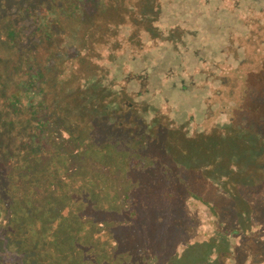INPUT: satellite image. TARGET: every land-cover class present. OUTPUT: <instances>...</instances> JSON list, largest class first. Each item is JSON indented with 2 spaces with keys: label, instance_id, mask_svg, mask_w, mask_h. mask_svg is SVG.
Segmentation results:
<instances>
[{
  "label": "trees",
  "instance_id": "trees-1",
  "mask_svg": "<svg viewBox=\"0 0 264 264\" xmlns=\"http://www.w3.org/2000/svg\"><path fill=\"white\" fill-rule=\"evenodd\" d=\"M52 1L51 7L47 8L42 0H38L41 2L38 3L41 7L38 16L30 11L32 9L30 0L0 1V10L3 13L12 6L19 7V16L22 19V27L18 26V33L16 28L7 22V27L4 30L9 37V42L2 45V52L6 50L9 58H4L3 55L0 59L2 63L0 90L4 89V99H0V103H4L6 108L2 109L6 119L0 113V124L3 122L2 126L5 125L8 129L11 126L12 134H16V137L20 139V141H15L16 144L22 141V148L19 149L18 144L16 148L11 147L15 143L14 140L5 142L6 164L4 163V179L0 185V263L47 264V261H50L53 264L58 260L57 263L63 261V264H163L164 253H167L166 251H169L170 247L176 249L180 245L185 246L183 253L181 255L175 252L171 253L167 264H175L176 261L178 264H225V260H222L224 254H226V264H246L250 259L252 264L263 263L264 239L261 238L264 236V99L255 101L253 104L242 103L239 112L236 111L232 115L229 111L221 112L220 116L222 119L227 117L228 124L224 127L221 126L225 132L220 135L201 131L197 132L194 138H190L188 132L180 128L172 129L163 126V133L167 134L172 130L178 134L176 142L185 144L180 155L182 161L180 162L183 164L180 169L181 173H178L173 166L169 167V163H166L163 169V163L158 164V158L154 159L155 156L151 155H148L147 158L151 160L150 162H154L153 164L149 163L154 167L153 169H148L150 167L142 163L145 160L140 155L131 157L134 158L133 161L130 160L131 158L127 159V157H118L117 155L113 159L103 161L99 157L95 159L84 156L83 152L77 148L65 154L61 150L63 145L41 137L53 134L51 127L53 119L49 113L52 106L48 105L49 80L45 71L56 70L58 61H65L68 57L73 58L74 61L84 58L86 64H89L82 75V78L85 79L84 84L76 91V94H79L84 101L82 105H79V108L78 106L70 107L74 114L85 111L95 120L98 117H104L110 122L108 126L115 125L117 121L119 126H126L127 122L121 117L124 112L133 111L137 113L138 119L143 122L140 123L144 126L148 127L154 124L157 128L160 125L159 117L156 114L162 117L164 114L153 107L155 116L148 120L146 118L149 114L148 109L140 110L136 106L137 101L133 99L134 93H131L133 91L131 84L129 83V87L126 88L125 84L118 83V77L127 71L126 62L129 59L124 58V54L117 56L111 50L110 58L106 60V63L101 64L90 59L91 57L88 55L89 47L86 40L90 34L92 36L93 32L78 34L79 30H83L82 27L93 29L101 17L100 15L117 0ZM215 1L216 4H219V10L225 8L229 10L231 0ZM170 2L172 6H177L174 0ZM208 2L211 3L210 0H201L200 4L204 6ZM240 2L241 0H237L236 5L230 8L233 13H236ZM263 8L259 11L260 13L263 12ZM239 15L241 16V14ZM0 16L3 18L1 14ZM147 16L148 13H145V21ZM236 16L238 15L236 14ZM31 19L34 25L30 24ZM245 19L246 17L242 16L240 18L242 23L247 25L245 27L248 29V34L242 35L239 32L236 34L243 37L253 36L254 32L251 26L246 24ZM74 22L72 29L75 30L73 31L75 33L73 34L71 30V35L67 32V29L70 28L66 25ZM166 22L169 25L167 28L170 35H174L176 38L174 41L176 46L189 40L190 33L185 30L188 25L184 26L185 29H181L174 28L175 21L170 18ZM24 25L30 26V32L27 35L29 29L24 28ZM61 33L64 34V41L58 40ZM28 35L33 37V44L36 42L34 51H31L32 45L29 43ZM234 36L235 33L231 32V42L222 48V56L224 61H227V52L234 53L235 62L239 65L245 60V52L244 48L240 46V42L236 44L237 40H234ZM159 38L161 39L160 44L163 45V36ZM168 38L172 39L169 36ZM12 45L17 51L14 55L11 53ZM39 51L47 55L43 64H38L36 59ZM147 52L150 55L145 60H141ZM160 53L162 54V51H158L157 48L146 50L139 56H132L130 61L133 62L135 68L141 71L146 68L148 72L151 69L153 72L160 70L163 76V66L159 64L163 60L161 57H157ZM196 56L197 54H193V58L189 61L188 58L191 57L189 53L188 57H182L179 65L172 61L171 66L165 69L166 80L164 82L169 81L181 66L180 71L183 73L185 89L191 88L190 86L193 85L196 87L208 85L210 92L205 99L204 119L207 120L208 125L215 124L217 123L214 118L216 113L213 112L215 108H212L211 102L214 97L221 95V90H217L211 95L213 90L209 80L212 81L211 78L215 74L208 73L204 68L214 66L215 71H221V65L227 62L212 63L205 58L196 59ZM121 61L124 62L123 67L119 66ZM191 63L196 66L195 73L199 74L198 77L195 75L191 77L190 72L186 70L187 67L191 68ZM69 64L71 68L69 73H72L74 72V62L70 61ZM199 76L202 77L200 80L202 84L199 83ZM56 77L61 79L58 75ZM217 80L213 81L214 87L219 86V80ZM220 82L223 84L226 79H222ZM155 96L154 104L158 105ZM56 99L58 105L59 102L63 106L69 104L63 97H56ZM14 103H20L27 113H32L35 116V119L31 118V124L34 125L31 134L28 131L27 134L18 135L20 133L18 131L22 128H18L17 123L13 119L9 120L6 116L8 107ZM127 105L129 106L128 111L124 109ZM163 107L167 108V111L168 108L171 111L173 106L169 99H166ZM62 110L64 111V109ZM110 110L113 112L120 110V112L117 117L111 118ZM249 110H253V114H249ZM141 111L142 113H140ZM17 117V115L14 116V118ZM190 117L193 122L192 113ZM243 119H246L244 125ZM149 121L151 122L149 123ZM92 122L94 123V120ZM135 127L136 124L131 123L129 129H124L125 134L130 132L133 134ZM244 128L246 134L244 138H240L239 132ZM38 131L43 134L40 133L38 136ZM83 132L85 134L77 141H74V138L71 139V136L69 139L65 138V141L80 143V145L86 146L87 150L91 147H88L86 143L101 141L100 138V140L97 139V136ZM163 144H165V139ZM168 154L167 157L171 158ZM52 165L53 168L57 166L65 171L66 175L60 171H54L51 168ZM13 188H15V194L23 198L22 207L25 209L23 219L25 227H27L24 236L25 243H28L26 240L36 237L35 247L38 248L36 255L32 257H29V248L21 249L18 243L8 240L7 243L5 242L4 235L7 230L12 229V224L9 223L10 219L7 220L4 215L12 213L14 210L10 204H6L7 206L4 207L2 202L5 201L6 195ZM155 193L158 194L155 195ZM257 198L261 200L262 204H257ZM189 199H196L208 208L211 211V216L218 218V222L229 224L231 226L230 233L223 236L221 235L222 228H217L218 235L209 239L205 238L204 241L195 240L200 229V225L195 220L199 221L201 218L198 214L189 213L187 206ZM74 200L75 203H73ZM155 202H160L161 211L165 212V215L168 216L170 211L175 210L176 220H178L176 216L184 217L182 221L176 223L175 230L166 232L160 230L165 215H156L155 219L150 217L155 210ZM220 202L222 204L220 214H218L216 209ZM143 208L146 210L142 211ZM67 210L69 211L65 213ZM225 216H228L230 221L225 222L221 219ZM34 218H38L36 224L27 223L28 220ZM258 218L260 221L256 223ZM153 221L154 223H152ZM39 222L51 223L50 240L54 244L56 237L60 238L59 249L61 253L65 254V259L61 254L53 256L49 240L44 241L39 232L35 235L36 225ZM220 223L219 226H221ZM94 225H98L99 228L95 229ZM256 228L259 229L254 230ZM152 229L160 230V235L163 237V239L161 238L162 245L154 246L148 237V233ZM27 230L32 231L30 232L32 236ZM187 230L189 231L187 232ZM173 232L175 235L172 234ZM231 235L240 237L241 241L234 245L231 244L228 247L229 253H224L225 250L221 251L219 248L224 245L223 243L230 245ZM219 237L224 239L223 243H219L221 241ZM170 238L173 240H169ZM247 240L258 243L263 250L257 253L249 251L251 247L247 244ZM101 244L106 247L101 248L99 246ZM45 245H49L48 250L51 253L49 257L38 255ZM254 248H258L257 245ZM214 252L217 255L213 258L211 254ZM257 259L260 260V263L254 262Z\"/></svg>",
  "mask_w": 264,
  "mask_h": 264
},
{
  "label": "rangeland",
  "instance_id": "rangeland-1",
  "mask_svg": "<svg viewBox=\"0 0 264 264\" xmlns=\"http://www.w3.org/2000/svg\"><path fill=\"white\" fill-rule=\"evenodd\" d=\"M170 1L173 0H117L116 2L114 1V4L108 6L104 13L100 15L101 17H99V20L93 29H84V27H82L83 30H79L80 32H78V29L76 30L79 35L83 32H93L92 36L90 34L86 40L89 47L88 55L91 57L90 59L98 61L101 64L106 63V60L110 58L109 55L112 54L111 50H113L117 56L124 54L125 57H123L129 59L126 62L127 71L125 74L118 77V83L120 85L125 84L126 88L129 87V83L131 84V88L133 89L131 93H134L133 99L137 101L136 106L140 110L148 109L149 114L146 116L148 120H151L155 116V108L153 107H156L159 109L160 113L164 114L163 117L156 114V116L159 117L158 123L160 127L157 128L154 126V124L148 127L144 126L142 124L143 122L138 119L137 113L128 111V105L126 107L123 106L128 112H124L121 117L122 120L127 122L128 125L126 126H119L118 121L115 122V125L108 126L110 122L105 120L104 117H98L99 119L96 118L95 120L89 113H85V111L79 114H74L70 107L76 108L78 106L79 108V105L83 104L84 99H81L79 94H76V91L84 84L85 79L82 78V75L85 72L84 70L88 68L89 64H86L84 58V61L79 59L74 61L73 58L68 57L65 59V61H58L56 70L45 71L49 80L47 87L50 92L48 105L52 106L49 113L52 115L51 118L53 119H51L53 134L50 133V135L46 134L45 136L43 135L41 137H46L54 143L63 145L64 149L62 148L61 150H63L62 152L65 154L77 148V150L83 152L84 156L95 159H98L99 157V159L103 161H107V159H113L116 155L118 157H127V159L136 155H140L142 159L145 160L142 163L147 165V167H150L148 169H153L154 167L149 165V163L153 164L154 162H150L151 160L147 158L148 155H151L152 157L155 156L153 157L154 159L158 158V164L163 163V169L164 165L169 163V167L173 166V168L178 171V173H181L182 171L180 169L183 167V164L181 163L182 161L180 159V155L181 151L184 150L185 144H178V142H176L178 140V134L176 132H172L171 130L167 134L163 133V126H167L172 129L180 128L183 131L188 132L189 136H191L190 138H194L195 135H197V132L201 131H204L207 134L218 133L220 135V133L225 132V129H221V126L224 127L228 124L227 117L222 119L220 116L221 112L229 111V113L232 115L236 111L239 112L242 103L246 102L253 104L255 101L258 102L260 99H264V0H241L236 13H233L230 8H233V6L236 5L235 3H237V0H231L229 10L226 8L219 10V4H216L215 0H210L211 3L208 2L207 4H204V6L200 4L201 0H174L177 6H172ZM42 2L45 3L47 8H50L53 3L52 0H42ZM38 3L41 2H38V0H30V6H32L30 11H33L36 16L39 15L38 13L41 8ZM262 8L263 12L260 13L259 11H261ZM18 9L19 7L12 6V8L7 9L5 13L0 10V14L3 16V18L0 16V59H2L3 55L4 58H9L6 50L2 52V45H4L6 42H9V37L4 30L7 27V22L9 25H13L16 28L17 33L19 32L18 26L22 27V19L19 16ZM145 13H148L146 21L144 19ZM236 14L238 16H236ZM239 14H241L242 17H246L245 22L251 26V29L255 35H248L247 37L242 36L248 34V29L245 27L247 25L243 24L240 20L241 16ZM163 15L165 16V20L163 19ZM169 18L170 20L175 21L174 28L185 29L184 26L188 25L187 29H185L188 33H190L188 35L189 40L187 42L180 43L178 46L174 44L176 38H174V35H170V31H168L167 28L169 25L167 24L166 19ZM32 19L30 24L34 25ZM74 24L75 22L66 25L70 28L67 29L69 34H71V30L72 33L75 31L72 29ZM24 28L29 29V31L26 33L27 35L30 32V26L24 25ZM231 32L235 33L233 38L234 40H237L236 44L240 42V46L244 48L245 52V60L239 65L235 62L236 56L234 53L227 52V61H224V57L222 56V48H224L225 45H229L231 42ZM238 32L242 35H237ZM161 36H163V45L160 44L161 39L159 37ZM168 36L172 37V39H169ZM27 38L29 39V43L32 45L31 51H34L36 42L33 44V37H30L29 35ZM64 38V34L61 33V36L58 40L64 41ZM10 48L11 53L14 55V53L17 52L16 48L14 45H12ZM156 48L158 51L161 50L163 54L162 55L160 53V55L157 56L161 57L163 60L161 63H159L161 66H163V76L160 70L153 72L151 71L152 69L149 68L151 70L148 72L146 68V70L141 71L140 69L135 68V66L132 64L133 62L130 61L132 56L136 57L146 50L148 51ZM189 53L191 55V57L188 58L189 61L191 58H193V54H197L195 57L196 59L205 58L212 63L227 62L222 64V67L220 66L222 68L221 71H215L214 66L207 68L203 67L208 73L213 72L215 74V76L211 78L212 81L208 78L210 81L209 83L212 84L211 88L213 91L211 95H213L215 91L221 90V95L214 97L211 102L213 106L212 108H215L213 112L216 113L214 118L217 123L215 124L210 123V125H208L207 120L204 119L206 113L205 99L210 92V87H208V85L204 83L205 85H199L197 87L196 85H193L190 86L191 88L185 89V84L183 83L182 77L183 73L180 71L181 66L178 67L177 71L172 75V78L169 81L164 82L166 80L165 69L168 66H171L172 61L178 65L181 64L182 57H188ZM149 55L150 53L147 52L146 55L141 58V60H145ZM36 59L38 60V64H43L44 59H47V55H44L39 51L36 55ZM70 61L74 62V72L72 73H69L71 70L69 66L71 64H69ZM1 66L2 63L0 62V70ZM119 66L123 67L124 62L121 61ZM128 66H130L129 69ZM190 67L191 68H186V70L190 72V76L192 77L195 75L198 77L199 74L195 73L196 66L194 63H191ZM215 72L219 74V76H216L217 74ZM56 75L60 76L61 79H58ZM217 79L219 81L226 79V82L222 84L221 82L219 83ZM200 80H202V77L199 76V83ZM216 80L218 81L219 86L214 87L213 81ZM10 90L12 91L13 88ZM3 91L4 89L0 90V99H4ZM156 93L157 96H155ZM154 96L157 98L158 105L154 104ZM56 97H63V99H65V101L69 104L63 106L59 102L58 105V100ZM166 99H169L170 104L173 106L171 107V111L169 108L167 111V108L163 107V103L166 101ZM108 100H111V98H108ZM3 108H5L4 103H0V113L2 115ZM62 109H64V111ZM110 111L112 112L111 118L113 116L117 117L118 113L120 112V110L119 112L115 111L117 113L113 112L112 110ZM140 113H142V111ZM191 113L194 116L193 122L190 119ZM248 113L253 114V110H249ZM14 114L18 117L14 118ZM6 116L9 120L13 119L17 123L18 128H22L18 131L20 132L18 135L27 134L28 131L29 134L32 133L34 125L31 124V118L35 119V116L32 113H27L20 103L11 104V107H8ZM92 120H94V123ZM150 122L151 121H149V123ZM243 122V125L246 124V119H243ZM2 123L3 122L0 124V185L4 179V165L6 164L4 150L7 148H5V142L6 140H14V142L20 141V139L16 137V134H12V131H10L11 126L8 129L5 127V125L2 126ZM131 123L136 124L133 134H131V132L125 134L126 131H124V129H129V125H131ZM141 125L142 128H140ZM83 131L97 136V139L100 138L101 141L86 143L88 147H91L89 150H87L86 146L84 147L83 145H80V143L65 141V138L69 139L70 136L71 139L74 138V141H77L79 137L85 134ZM40 133L42 132L38 131L37 135L40 136ZM180 133H182V131H180ZM245 134V128L241 129L239 132L240 138H244ZM164 139L165 144H163ZM21 142L19 144L17 143L18 145L15 142L13 145H11V147L16 148L17 145L18 149L22 148ZM167 148L168 150H166ZM167 154L170 155L171 158L167 157ZM152 157L150 158L152 159ZM130 160L133 161L134 158H131ZM51 168L56 172L60 171L62 174L66 175L65 171L58 168L57 166H54L53 168L52 165ZM143 189L145 190L144 187ZM156 194L158 193H155V195ZM75 202L76 201L74 200L73 203ZM257 202V204H262L259 198H257ZM2 203L4 207L10 204L14 210L12 213L9 212L8 215H4L7 220L8 218L10 219L9 223L12 224V229L7 230L4 235L5 242L7 243V240L13 241V243H18L21 249L29 248V257L35 256L38 248L35 247L36 237L26 240L28 243H25L24 236L26 233L25 229L27 227H25V221L23 219V213L25 210L22 207L24 204L23 198L18 197L15 194V188H13L9 191L8 195H6L5 201ZM155 203V210L150 216L153 219H155L156 215H165V212L161 211L162 207L159 204L160 202ZM221 204L222 203L220 202L216 209L218 214H220ZM187 206L190 214H198V216L201 218L199 221L195 220L200 225V229L195 237V240L204 241L205 238L209 239L214 235H218V232L216 233L217 228H222L221 230L223 232L221 235L223 236L230 233L231 226L229 224L218 222V218L216 216L215 221V218L211 216V211L196 201V199H189ZM144 209L145 208H143L142 211H144ZM68 211L69 210L65 211V213ZM174 211L175 210L170 211L168 216H163V224L160 227V230H163L164 232L172 229L175 230L176 223L183 220L184 217L182 215L181 218L176 216L178 219L176 220V212ZM145 214L148 219L147 212ZM221 219L225 222L230 221L228 216H225ZM36 220H38V218L28 220L27 223L36 224ZM259 221L260 218L257 219L256 223ZM152 223H154V221ZM219 223L221 226H219ZM50 227V222H39L38 225H36L35 235L39 232L44 241L49 240L48 243H51L50 251L52 252L53 256L56 254H61L65 259V254L61 253L59 249V244L61 241L60 238L56 237L54 244H52L53 241L50 240L52 233ZM94 228L96 229L99 227L98 225H94ZM258 229L259 228H256L254 230ZM160 230L152 229L151 232L148 233V237H150V240L154 243V246H159L163 243L161 240L163 237L160 235ZM188 231L189 230H187V232ZM27 232L30 236H32L30 233L32 231L27 230ZM172 234L175 235V232ZM230 237V239L227 238L230 240V245L223 243L224 239L219 237V240L221 238L219 243L224 244L220 246L219 250H225L224 253H229L228 247L231 246V244L234 245L236 242L239 243L241 241L240 237H234L232 235ZM261 239H264V236ZM169 240L173 239L170 238ZM247 244L251 247L249 251L253 253L263 250V248H261L262 246L260 247L258 243H254L252 240H249ZM33 245L34 248H32ZM256 245L258 248H254ZM48 246L49 245L43 246L44 249L40 250L38 255L49 257L51 253H49ZM99 246L101 248L106 247V245L102 246V244ZM184 249V245L177 246L176 249H174V247H170L169 251L164 253L163 264H167L166 262L171 256V253L173 254L175 252L178 255H181ZM211 255L214 258L217 253L214 252ZM225 255L226 254L223 255L224 257L222 260H225L226 264L227 262ZM57 261L58 260H56L53 264H63V261L60 263H57ZM254 262L260 263V260L257 259L254 260ZM47 264H51V262L47 261ZM175 264H178V262L176 261ZM246 264H252V260L250 259ZM261 264H264V262Z\"/></svg>",
  "mask_w": 264,
  "mask_h": 264
},
{
  "label": "crops",
  "instance_id": "crops-1",
  "mask_svg": "<svg viewBox=\"0 0 264 264\" xmlns=\"http://www.w3.org/2000/svg\"><path fill=\"white\" fill-rule=\"evenodd\" d=\"M171 10V9H170ZM168 13V12H167ZM169 14V13H168ZM167 15V14H166ZM163 19L165 20V16L163 15ZM166 21H167V19H166Z\"/></svg>",
  "mask_w": 264,
  "mask_h": 264
}]
</instances>
